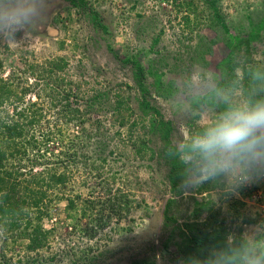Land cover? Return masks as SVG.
<instances>
[{"label": "rangeland", "instance_id": "374dc122", "mask_svg": "<svg viewBox=\"0 0 264 264\" xmlns=\"http://www.w3.org/2000/svg\"><path fill=\"white\" fill-rule=\"evenodd\" d=\"M84 1L86 8L69 0H54V7L60 10L55 29L26 36L20 34L19 42L0 44V75L16 84L21 82L19 89L31 86L22 105H27L30 98L34 99L39 88L47 89L46 83L50 84L48 75L40 77L39 71L62 59L55 81L60 83V78H64L62 88L65 90L71 82V91L77 93L81 110L85 109L86 100L99 90L109 93L110 102L118 95H125L133 116L139 117L141 111L134 89L133 70L129 63L121 61L125 57H135L144 67L151 104L173 122V140L177 134L187 136L188 131L201 122L171 109L181 91L179 82L187 74L203 71L218 84H227L233 75L241 80V68L234 66L230 73H224L223 61L229 55L231 42L256 31L258 36L250 42V57L252 62L264 65V0H216V9L228 32L221 28L205 0H194L193 6L184 5L186 0ZM90 9L99 13L107 31L94 24ZM232 52L234 63H241L243 45ZM155 79H158L160 94ZM46 94V90L42 91L44 98ZM97 105L91 110L86 127L96 118L103 127L110 124L111 105L107 102ZM44 110L46 119L36 126L45 130L48 121L53 123L56 118L52 109ZM208 111L211 114V109ZM140 117L148 122L146 115ZM59 123L65 134L72 131V125L61 120ZM141 125H136L133 131L135 138L141 136ZM148 137L150 147L159 143L156 137ZM67 142L71 143V140L65 144ZM117 142L115 138L110 144ZM85 148L76 147L74 151L78 155L82 150L87 155L93 152L91 147ZM125 152L128 164H124L126 158L113 161V155L108 154V162L100 163V175L92 169L93 160L77 157L75 164L63 169L68 163L63 161L64 155L59 157L60 169L67 170L68 174L66 187L47 191L48 197L44 200L49 214L42 220L45 229L53 227L55 231L48 236L46 245L35 251L27 250L24 238L0 236V264H69L68 252H81L88 247L103 251L98 264H138L139 259H145L146 264H168L172 262L171 257L161 256L160 251L166 244L167 251L175 252L183 238L181 223L195 227L209 215L211 220L223 222L227 236L230 232L239 234L247 225L264 221V180L244 186L235 194H225L217 186L205 184L187 196H173L165 176L167 168L150 152L137 159L127 149ZM27 164L29 167V162ZM45 166L53 167V164ZM106 181L113 191L117 188L128 191L131 204L129 211L112 213L108 225L91 237L85 234L90 233L86 229L96 224L99 217L100 187ZM171 197L176 201L169 208L167 215L171 218L167 219L164 209ZM67 199L74 200V208H67ZM92 200L96 201L95 206ZM195 200L204 202V206L198 207ZM108 213L105 210L103 218ZM105 248L110 250L105 251ZM68 249L70 251H66ZM3 257L8 262H4Z\"/></svg>", "mask_w": 264, "mask_h": 264}, {"label": "trees", "instance_id": "16d2710c", "mask_svg": "<svg viewBox=\"0 0 264 264\" xmlns=\"http://www.w3.org/2000/svg\"><path fill=\"white\" fill-rule=\"evenodd\" d=\"M69 1L79 7L86 8L84 0ZM184 2L186 6H193L194 4V0ZM205 2L213 9V15L217 18L221 28L228 32L224 20L216 9V0H205ZM89 13L94 24L103 31H107V26L102 22L99 13L93 9H90ZM256 36H258V31L238 38L235 43L231 42L229 55L223 61L225 63L224 73H230L234 66L241 68V81L245 86L247 85L246 68L252 66L250 65L252 62L250 42ZM231 38L236 39L233 36ZM241 45L244 47L243 61L234 63L232 51L240 48ZM61 61L62 59H59L48 69L39 71L40 77L46 74L48 81L51 80V82L49 81L50 84L46 83L47 89L39 88V91L34 94L35 98H30L27 105H22L21 101L24 100L26 93L31 90V86L20 87L19 89L21 82L16 84L10 78L8 80L0 75V231L3 232L5 238L14 236L26 239V248L32 251L44 247L48 236L55 231L53 227L45 229L42 224L43 218L49 214V207L44 198L48 197L47 191L56 190V188L63 190L66 187L68 174L67 170L63 169L71 163L75 164L74 158L83 157L93 160L92 169L97 172V175H100L98 173L101 170L100 163L108 162V154L109 156L113 155V161H122L126 158L127 161H124L126 165L128 164V155L125 149L132 152L136 159L143 158L147 152H150V155L155 157L160 165L167 168L165 176L173 196L183 194L178 190L180 183L179 168L175 163L167 160L164 155L165 146L172 140L173 122L166 119L159 108L151 104L150 89L145 81L143 65L135 57L121 59L122 62L129 63L132 67L135 81L134 89L137 91L141 111L139 115H146L148 122L143 121V117L133 116V111L128 105L125 95H118L113 102H110L107 91H96L86 100L85 109L81 110L77 93L71 91V82H69L68 89L65 90L62 88L64 78L58 76L60 83L55 81L57 71L61 67ZM125 85L131 87L129 83ZM155 86L159 93L158 79H155ZM60 88H62L61 91L56 92ZM44 90L47 91L45 98L42 95ZM105 102L112 107L109 118L110 124L103 127L100 119L96 118L93 119L89 127H86L85 123L89 121V114L93 107ZM44 108L52 109L56 118L53 123L48 121L45 130L36 126L45 118ZM59 120L73 126L69 134H65ZM139 123L142 124L141 136L135 138L133 131ZM113 127H116L114 131L111 130ZM148 136L156 137L159 143L155 147H150L147 145ZM115 138L118 139V142L114 145L111 143V145V140ZM67 140H71V143L65 144ZM76 147L80 149L91 147L93 152L87 155L82 150L81 154L78 155L74 151ZM87 152L89 153V151ZM62 155L65 156L63 161L68 164L62 166L63 169L61 170L59 157ZM25 160L29 162V167ZM48 163L53 164V167L46 168L45 165ZM35 166H41V168L36 169ZM100 190L102 199H98V202H101L98 203L101 204V209L98 211L99 217L96 224L86 229L90 233H85L91 237L108 225L112 213H118L120 210L121 212L129 211L131 204L128 191L125 189L117 188L113 191L106 181ZM175 201L174 197L167 199L164 209L165 218H171L167 214ZM92 203L95 206L96 201L92 200ZM195 203L198 207L204 206V202L195 200ZM67 208H74L73 199H67ZM105 210H108L109 213L103 218ZM179 227L183 238L181 243L177 245L175 252L167 251L166 244H163L162 247L164 252L160 251L161 256L169 255L171 257L172 262L168 264H179L182 258L195 255L205 246L221 243L226 238V228L223 222L213 221L209 215L205 217L201 225L192 227L184 222ZM96 249L97 247L95 249L88 247L81 252L66 250L70 251L68 252L70 253L69 264H98V257L103 251ZM104 250L110 249L105 248ZM3 258L5 259L4 262H8L5 257ZM138 264H146L145 259H139Z\"/></svg>", "mask_w": 264, "mask_h": 264}, {"label": "clouds", "instance_id": "9594fccd", "mask_svg": "<svg viewBox=\"0 0 264 264\" xmlns=\"http://www.w3.org/2000/svg\"><path fill=\"white\" fill-rule=\"evenodd\" d=\"M59 14L54 0H0V44L55 29ZM246 71V86L234 75L218 84L203 71L179 82L172 111L201 121L164 148L165 158L179 168L178 190L185 196L205 184L235 194L264 180V65L253 61ZM179 264H264V221L239 234L230 232L223 242L207 245Z\"/></svg>", "mask_w": 264, "mask_h": 264}, {"label": "built area", "instance_id": "2783aa9c", "mask_svg": "<svg viewBox=\"0 0 264 264\" xmlns=\"http://www.w3.org/2000/svg\"><path fill=\"white\" fill-rule=\"evenodd\" d=\"M254 195H255V193H254ZM259 197H260V195H259Z\"/></svg>", "mask_w": 264, "mask_h": 264}]
</instances>
